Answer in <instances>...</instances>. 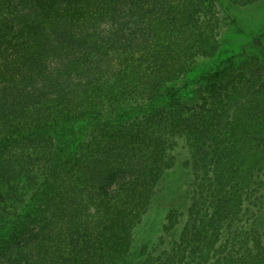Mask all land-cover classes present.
Returning a JSON list of instances; mask_svg holds the SVG:
<instances>
[{
  "label": "trees",
  "instance_id": "16d2710c",
  "mask_svg": "<svg viewBox=\"0 0 264 264\" xmlns=\"http://www.w3.org/2000/svg\"><path fill=\"white\" fill-rule=\"evenodd\" d=\"M260 1L0 0V264H264Z\"/></svg>",
  "mask_w": 264,
  "mask_h": 264
},
{
  "label": "rangeland",
  "instance_id": "374dc122",
  "mask_svg": "<svg viewBox=\"0 0 264 264\" xmlns=\"http://www.w3.org/2000/svg\"><path fill=\"white\" fill-rule=\"evenodd\" d=\"M235 15L239 18V21L243 25L246 31V36L229 37L230 41H233L231 50L238 51L241 46L248 43L252 36L258 34L264 27V0L260 1L252 8L238 9ZM165 215L164 207L159 205L149 216L148 226L142 227L143 237L145 239H154L160 228L161 222ZM7 264V263H5Z\"/></svg>",
  "mask_w": 264,
  "mask_h": 264
}]
</instances>
